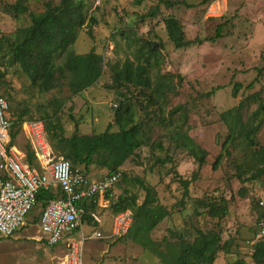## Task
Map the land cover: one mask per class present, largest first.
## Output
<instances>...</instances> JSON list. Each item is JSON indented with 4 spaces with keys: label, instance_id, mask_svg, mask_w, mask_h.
<instances>
[{
    "label": "rangeland",
    "instance_id": "rangeland-1",
    "mask_svg": "<svg viewBox=\"0 0 264 264\" xmlns=\"http://www.w3.org/2000/svg\"><path fill=\"white\" fill-rule=\"evenodd\" d=\"M16 1L0 0V94L9 102L11 132H15L12 144L26 156L32 150L22 124L15 122L20 116L25 122L41 120L46 130L50 127L46 114L57 107L65 136L97 134L114 121V111L121 103L130 104L145 143L119 167L122 177L110 190V203L118 202L123 194L135 196L140 204L145 195L141 181L155 189L158 202L169 210L150 233L158 250L169 254L178 250L181 239L192 241L198 230L215 231L223 247L214 264H261L253 260L254 243L247 242L241 231L253 228L251 217L259 214L257 201L264 193V0H83L86 19L94 17L96 22L84 23L70 48L77 54L94 50L103 61L98 81L78 94L68 86V72L60 74L53 89L39 92L10 53V42L30 24L29 12L43 11L47 2L57 4L59 0H20L27 11L13 13L10 5ZM169 15L180 21L185 39L202 41L176 47L163 21ZM218 25L221 35L205 40L215 34ZM150 43L157 49L156 54H149L151 83L158 81L165 88L157 100L152 86L112 83L116 65L121 66L125 58L134 63L149 61L146 49ZM138 52L143 54L139 57ZM235 83L242 85L237 96L232 95ZM240 101L244 102L241 117L246 125L229 140L220 114ZM228 121L235 122L230 116ZM177 131L188 132L206 151L201 167L171 137ZM47 141L54 159H67L48 134ZM194 172L196 179L185 195L178 176L190 180ZM107 173L91 164L86 174L99 179ZM221 200L228 206L227 213L220 219L209 216V209L217 208ZM101 207L94 210L99 216L105 208ZM40 211L38 203L12 236L0 237V264H63V249L48 245L41 237ZM82 217L87 221L84 231L111 227V220L93 226L86 215ZM153 252L126 236L87 240L83 264H160Z\"/></svg>",
    "mask_w": 264,
    "mask_h": 264
},
{
    "label": "trees",
    "instance_id": "trees-1",
    "mask_svg": "<svg viewBox=\"0 0 264 264\" xmlns=\"http://www.w3.org/2000/svg\"><path fill=\"white\" fill-rule=\"evenodd\" d=\"M84 7L85 2L83 0H59L57 4L47 2L43 11L29 12L30 24L20 29L15 41L10 42L12 59L18 63L30 83L39 92H47L53 89L60 74L63 75L65 72H68L67 83L73 94H78L89 88L101 77L103 61L101 54L96 53L94 50L77 54L70 48L75 42L77 31L84 23L91 26L96 22L94 17L86 19ZM10 9L13 13L27 11V7L20 0L10 5ZM163 21L168 38L176 47H186L202 41L201 39H185L181 23L173 15H169ZM88 33H90L89 30ZM220 35L221 26L218 25L215 34L204 39L213 41ZM146 52L147 59H149L146 64L134 63L129 58H125L121 66L116 65L117 68L114 69L112 75V83L114 85L129 83L139 88L152 86L150 91L157 100L160 95H163L165 89L164 85H160L158 81L152 84L149 76L153 66L149 54L151 56L156 54L157 49L150 43ZM141 53L143 54V52H138L139 57L142 55ZM60 58L62 61L60 63L56 62ZM262 69L258 71V75H260ZM1 76L0 73V78ZM250 86H252V83L248 85V87ZM241 87L240 83H235L232 95L237 96ZM259 105L262 106L263 104ZM243 108L244 102L240 101L234 108L225 110L220 114V118L227 125L229 132L227 139L229 140L234 138L239 127L244 128L246 125L241 117ZM58 111L59 109L55 107L52 113L46 114L50 125V127L46 126L49 140L55 142V145L67 158L66 160L69 159L72 162L68 160L73 168L79 164L85 173H88L91 164H94L107 169V175L113 174L130 156L134 155L136 149L145 143L140 130V123L135 121L134 110L130 104L121 103L114 111V121L108 123L105 130L97 134L73 133L70 136H65L58 117ZM254 115L256 117L257 112ZM229 116L235 120L233 124L228 121ZM15 122L21 126L24 120L20 116ZM113 125L117 126V130H111ZM11 129L12 124L10 142L13 145L12 139L15 132H11ZM171 137H175V142H180V145L197 162L198 167L205 163L206 151L195 144L188 132L178 134L177 131ZM227 139L224 140L222 147L225 146ZM250 140L253 142L252 139ZM30 158L31 162L28 161ZM26 160L30 165H35V158L31 151L27 153ZM165 161L161 160L163 163ZM219 161L220 156L212 164L214 169ZM195 179L196 172L192 174L190 180L178 176L177 181L183 186L185 195L188 193L189 183ZM140 183L145 190L144 198L140 204H136L135 196L123 197V194L118 196V202L110 203L109 207L114 214L127 209L130 210L129 208L132 209V211L130 210L132 212V223L128 232L116 239L126 236L144 249L153 250L161 264H214L216 254L223 247L220 245V233L215 231L204 232L198 230L192 241L181 239L178 250H172L169 254L157 249V242L151 238L150 233L168 215L169 210L158 202L156 191L152 186L141 181ZM109 193L110 190L105 193L107 198ZM61 195L62 193L58 188H55V190L42 189L37 194L35 206L40 203L42 211L51 199ZM221 201L222 203L217 208L209 209V216L223 218L228 211V206L224 200ZM87 204L93 207V201H89ZM83 215H86L87 219L89 218V213H86V210L82 213ZM253 250V260L264 264V239L255 242Z\"/></svg>",
    "mask_w": 264,
    "mask_h": 264
},
{
    "label": "built area",
    "instance_id": "built-area-1",
    "mask_svg": "<svg viewBox=\"0 0 264 264\" xmlns=\"http://www.w3.org/2000/svg\"><path fill=\"white\" fill-rule=\"evenodd\" d=\"M9 102L0 94V237L12 236L24 223L36 204L42 189H60L62 195L51 199L39 217L41 237L48 245L63 249V264H83V246L87 240H115L125 235L132 223V212L124 210L114 214L108 231L93 229L90 233H78L82 225L79 202L94 201L95 197L111 190L121 172L99 179L89 177L81 168H73L64 158L54 159L41 120L22 123L32 154L36 160L30 165L26 156L10 142L11 121ZM256 231L249 243L264 239V195L259 196ZM99 224V217L91 213Z\"/></svg>",
    "mask_w": 264,
    "mask_h": 264
},
{
    "label": "crops",
    "instance_id": "crops-1",
    "mask_svg": "<svg viewBox=\"0 0 264 264\" xmlns=\"http://www.w3.org/2000/svg\"><path fill=\"white\" fill-rule=\"evenodd\" d=\"M15 146V145H14ZM17 149V148H16ZM19 152H20V157L23 159V157L24 156H26V154L24 153V152H22V151H20L19 149H17ZM35 162H36V160H35ZM112 191H110V193H109V196H112ZM264 195V193L262 194V195H260V196H263ZM108 196V198L106 197V195H105V193L104 194H100V195H97L96 197H95V199H94V201H93V207H90L87 203L89 202V200H84V202H83V200L81 201V204H79V207L81 208V211H82V213H84V211L86 210V213H89V218H88V220H90V222H91V224L93 225V226H96L95 224H96V222H94L93 221V219H92V217H91V213H94V214H96L95 213V207H97V206H99L100 204H101V208H104V211L102 212V214H101V216H99V215H97L98 217H99V222L100 223H103V221H105L106 219H108V220H111V223H112V219H113V216H114V213H112V211H111V209H110V202H111V198ZM103 204V205H102ZM106 211V212H105ZM256 217L254 216H252L251 217V219L254 221L253 223H251V224H253V228H250V229H242V231H241V234H242V236H246L245 238H246V241L247 240H249V239H252L253 238V236H254V233H255V231H256V219H255ZM84 223H87V221H82V225H81V230L78 232V233H90V231L88 230V227H87V231H84V229H83V224ZM88 225V224H87ZM89 231V232H88ZM253 235V236H252ZM233 236V235H232ZM252 236V237H251ZM251 237V238H250ZM249 238V239H248ZM225 242V240L223 241V243ZM227 245H229V243H227ZM228 250V249H227ZM157 261H159V260H157ZM159 263H160V261H159ZM161 264V263H160Z\"/></svg>",
    "mask_w": 264,
    "mask_h": 264
}]
</instances>
